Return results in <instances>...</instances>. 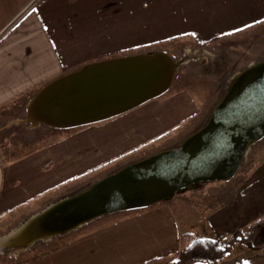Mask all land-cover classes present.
I'll return each instance as SVG.
<instances>
[{"label":"crops","instance_id":"obj_1","mask_svg":"<svg viewBox=\"0 0 264 264\" xmlns=\"http://www.w3.org/2000/svg\"><path fill=\"white\" fill-rule=\"evenodd\" d=\"M118 1L0 0V216L20 207L25 212L19 219L40 212L84 175L150 140L179 135L197 121L201 107L200 97L182 86L100 122L55 128L27 116L29 101L46 84L88 62L134 54L121 51L137 46L136 34L150 45L196 34L194 29L201 27L212 37L208 42H214L264 21V0H122L121 7ZM11 108L12 115L5 116ZM21 131L28 134L26 140L18 135ZM8 138L16 141L8 144ZM175 195L109 213L115 217L81 231L50 254L14 264H175L180 234L196 224L181 208L191 197ZM209 204L215 205L213 200ZM221 217H212L213 230ZM212 232L204 237H220L219 229ZM218 264H264V246L237 240Z\"/></svg>","mask_w":264,"mask_h":264},{"label":"water","instance_id":"obj_2","mask_svg":"<svg viewBox=\"0 0 264 264\" xmlns=\"http://www.w3.org/2000/svg\"><path fill=\"white\" fill-rule=\"evenodd\" d=\"M182 62L163 50L88 62L29 101L32 123L71 128L127 112L166 92ZM264 137V61L233 77L204 125L177 147L129 163L83 191L48 205L2 237L29 248L105 214L171 198L202 182L228 180Z\"/></svg>","mask_w":264,"mask_h":264},{"label":"rangeland","instance_id":"obj_3","mask_svg":"<svg viewBox=\"0 0 264 264\" xmlns=\"http://www.w3.org/2000/svg\"><path fill=\"white\" fill-rule=\"evenodd\" d=\"M118 3L121 4L122 0H119ZM119 16L121 18V15ZM204 29L199 27V30L194 29L196 34L180 35L170 38L166 42L150 45L143 44L142 35L139 37L140 40H137L138 36L136 34L134 40L137 46L134 49L121 51L123 53H138L154 52L162 49L181 61V67L168 92H172L176 87L189 86L200 97L201 107L199 108L197 121H192L187 128L181 129L179 135L167 133L166 136H162L160 139L150 140L146 145L135 150L134 153L104 165L95 173L84 175V177L71 183L70 187L61 190L58 200L83 191L100 178L119 170L131 161H137L157 151L177 147L187 135L197 131L204 125L225 95L236 74L253 63L264 61V21L254 26L243 27L240 32L226 35L224 38H216L214 42H208V38L211 39L212 37L209 34L206 35L205 31L200 32ZM165 93L160 96H164ZM10 110H13V108L6 109L5 116L12 115L9 112ZM63 130H65L64 132H70L69 129H61V132ZM18 135L25 140L28 137V134L24 131L18 132ZM15 139L8 138V144L11 141L15 142ZM22 150L20 151L22 152ZM217 192L221 194L218 198H216ZM183 194H187L192 199L189 203H183L181 208L182 211L186 210L193 221L196 222L191 230L193 234L195 233L194 235L204 237L206 232H214L219 229L220 237L216 239L219 240L222 246H226L231 241L235 232L245 236L250 230L251 222L264 216V137L252 143L243 163L235 175L230 178V181L202 182L193 190L178 191L175 196ZM212 200L215 203L214 206L209 204ZM172 205L174 204L172 203ZM21 208L23 207L16 209L11 214L0 216V232H4L2 235L9 234L27 219H19L25 212ZM133 210L135 209H130V211ZM215 213H218L219 216L224 214L225 219L221 217V220H219L220 225L214 227L213 230L210 223ZM115 214L117 217L122 213ZM113 216L114 214H105L81 228L56 235L51 239L39 240L26 249L16 244L1 245L0 264H14L17 260L23 263V261L35 258L37 255H48L58 245L61 247V244L71 237L78 235L83 230L105 223L115 217ZM208 218H211L209 222ZM234 225H237V228L233 231ZM196 229L201 232L200 235L197 234ZM205 237L214 238L212 236Z\"/></svg>","mask_w":264,"mask_h":264},{"label":"trees","instance_id":"obj_4","mask_svg":"<svg viewBox=\"0 0 264 264\" xmlns=\"http://www.w3.org/2000/svg\"><path fill=\"white\" fill-rule=\"evenodd\" d=\"M237 240L248 242L253 247L264 246V216L251 222L250 230L245 236L235 232L231 241L222 246L216 238L197 237L194 238L191 231H184L180 234V251L175 264H191L203 262L207 264H218L226 256L228 249Z\"/></svg>","mask_w":264,"mask_h":264}]
</instances>
